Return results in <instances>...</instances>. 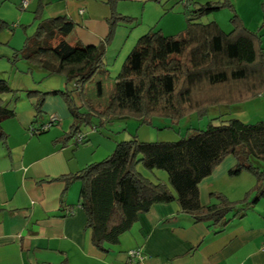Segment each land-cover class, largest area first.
<instances>
[{"label":"crops","instance_id":"1","mask_svg":"<svg viewBox=\"0 0 264 264\" xmlns=\"http://www.w3.org/2000/svg\"><path fill=\"white\" fill-rule=\"evenodd\" d=\"M108 1L0 0V21L9 26L0 33V79L8 81L14 91L2 97L14 115L2 123L6 140L0 139V264H264V202L260 201L244 217L230 216L229 224L223 228L195 222L190 214L182 212L177 202L158 204L141 214L118 244H106V251L93 244L87 215L79 204L82 185L73 182L67 186L62 178L104 160L113 152L116 141L110 134L107 138L99 137V130H91L86 132V145L60 142L71 130L72 115L64 97L50 93L74 89L75 85H67L58 75L47 76L44 70L24 60L13 65L10 59L23 48L26 38L34 35L42 20L59 17L68 18L75 25L66 38L70 44L104 45L111 19ZM229 1L245 27L259 33L264 48V0ZM179 2L185 0L121 1L120 15L141 20L135 25L118 24L112 42L105 48L106 73L119 72L133 50L132 42H138L154 29V20L162 15L163 6ZM209 2L223 0L190 3L193 7ZM139 9L141 13L133 18L132 12ZM231 14L224 9L203 22L214 21L228 33L232 30ZM168 22L170 29L176 26L180 32L183 29L180 18ZM161 32L165 36L176 35L164 33L163 29ZM120 59L123 61L118 64ZM46 94L49 95L44 99L42 114L38 115L36 104ZM75 98L79 103L78 94ZM241 105L244 116L235 119L248 124L264 120V95ZM52 114H57L61 122L45 133L32 135L30 129L46 124ZM118 119L105 121L104 126ZM158 131L145 133L151 142H167L160 140ZM235 165L236 160L227 157L200 184L202 206L219 203L213 193L222 194L231 202L242 201L255 187L256 181L250 180L248 173L229 175ZM150 174L153 179L146 177L151 181L168 184V175L164 178L154 172ZM136 249H142L145 259L130 263L128 252Z\"/></svg>","mask_w":264,"mask_h":264},{"label":"trees","instance_id":"2","mask_svg":"<svg viewBox=\"0 0 264 264\" xmlns=\"http://www.w3.org/2000/svg\"><path fill=\"white\" fill-rule=\"evenodd\" d=\"M121 1H108L111 19L104 45L70 44L66 38L75 25L59 17L42 20L34 35L28 36L23 48L10 59L13 65L24 60L47 76L58 75L67 85H75L74 89L50 93L63 96L72 115L71 130L60 142H73L84 126H92L97 132L96 119L99 126L114 118H135L140 124H152L153 118L159 117L178 123L194 113L204 115L213 105L243 104L264 95V48L259 33L245 27L229 0L193 7L191 0H185V30L174 36L151 30L141 37L115 79L109 103L100 106L88 102L86 84L98 73H106L105 48L112 42L118 24L135 21L118 13ZM223 9L232 13V30L228 33L214 21L203 22L204 17ZM8 28L0 21V33ZM96 93L104 94L101 81L96 83ZM6 94L14 91L8 81L0 79V139L4 141L2 123L14 115L4 105L2 97ZM75 94L79 95V103ZM47 95L36 104L38 115L42 114ZM84 133L80 144L73 142L76 146L88 143ZM229 156L236 160L229 175H252L256 180L253 192L239 202L213 193L219 203L202 206L200 184ZM139 166L149 172L165 171L168 184L151 181ZM62 180L67 186L81 183L79 204L87 215L93 244L103 251L106 244H118L140 215L158 204L177 202L195 222L223 228L230 216L244 217L264 198V120L248 124L219 117L206 129L190 130L175 142H142L133 137L118 143L104 160Z\"/></svg>","mask_w":264,"mask_h":264},{"label":"rangeland","instance_id":"3","mask_svg":"<svg viewBox=\"0 0 264 264\" xmlns=\"http://www.w3.org/2000/svg\"><path fill=\"white\" fill-rule=\"evenodd\" d=\"M156 1H159V0H156ZM172 4L173 3L169 4V6H163L164 7L163 13H162V15L158 16L157 19L154 20L156 26L152 30H154V31L161 30L162 31V29H163L164 33H176V34H179L185 30L186 25H187V18H186V15L184 14L185 10H186V6H184L185 3L179 2L178 4H175V6H170ZM171 8H173L172 11H170ZM141 10H142V8H141ZM141 10L139 9L138 11H133L132 17L133 18L137 17V15L141 13ZM166 11H170L169 12L170 14L168 12L165 14L164 12H166ZM221 11H219V12H221ZM219 12H217V13H219ZM214 14H216V13H214ZM214 14H212V15H214ZM208 17H204L203 20L208 18ZM229 17L227 19H229ZM178 18H180L183 21V29H182L183 31L181 30V32H180L179 28H176L177 26L174 27L173 29L169 28L170 24L168 21L169 20H175ZM138 19L141 20V18H138ZM138 19L134 21V25L139 23ZM175 24H176V21H175ZM132 25H133V23H132ZM141 26H142V24L139 27H141ZM224 28L229 29V26L228 27L224 26ZM136 42H134V43L132 42V48L131 49L134 48ZM131 49H130V51H131ZM122 61H123L122 59L117 60V63L121 64ZM120 71L121 70H119V72ZM119 72H111V73L100 72L94 77V79L92 81L88 82L86 84V88H85L86 89L85 90V97H86L87 101L92 103L93 105H100V106L107 105L109 103V98H110L112 89L114 87L115 79L119 75ZM98 81H101L104 85L103 96H98L96 93V83ZM242 108L243 107H242L241 103L240 104H232V105H229V104L213 105V106H210L206 109L207 111L204 115H200L199 113H194V114H191L187 117H184L178 123H174L169 118L156 117V118H153L152 124H140V122L135 118H128L127 120H125V119L121 120L119 118L114 123H109L108 127H106L104 125L99 126L100 121L97 119L94 121V125H96L99 128V133H97L100 135L99 137H106L107 138L106 135L110 134L114 138L113 141H116L113 143L114 150H115L118 143H120L122 141L130 140L133 137H137V139L142 141V142H151L152 141V140H150L151 138H148L147 133H145L148 130H150V132L151 131L156 132V130L160 129V132L158 131V134H160V140L161 141L175 142V141H178V140L182 139L183 137H185V135L190 130H194V129H196V130L203 129L204 130V129H206L208 127L209 123H211L212 121L214 123L217 122V118H219V117H221L225 120H228V119H235L236 116H241V115L244 116V113H242V111H241ZM85 109H86V107H85ZM91 128H92V126H84L83 132H92ZM118 131H120L121 133L118 134ZM124 137H126V138H124ZM107 142L109 143L110 141L106 140V143ZM155 142H157V140H155ZM152 143H154V142H152ZM102 147L100 148V150L102 149ZM139 171L143 175L149 177L150 179H153V177H154V176H151L150 172L145 170L142 166H139ZM154 173L160 174L164 178H167V173L165 171H161V170L160 171H154ZM248 176H251V177H249L250 180H255V178L252 175H248ZM159 178H160V176H159ZM154 179H157V178H154ZM156 181H157L156 183H159L158 180H156ZM254 188L252 190H250L249 193L251 191L253 192ZM261 202H264V198H262L260 200V203Z\"/></svg>","mask_w":264,"mask_h":264},{"label":"built area","instance_id":"4","mask_svg":"<svg viewBox=\"0 0 264 264\" xmlns=\"http://www.w3.org/2000/svg\"><path fill=\"white\" fill-rule=\"evenodd\" d=\"M60 122H61V118L57 114H52L49 117V121L46 124H44L40 128L32 127L30 129V131H31L32 135H40L41 133L47 132L48 130H50L51 128H53L54 126L59 124ZM84 134H85L84 132L80 131L73 138V142L80 144L84 139ZM263 250H264V245H263ZM144 259H145V256L143 254L142 249H136V250H132V251L128 252V261L130 263H135L138 261L140 262V261H143Z\"/></svg>","mask_w":264,"mask_h":264}]
</instances>
